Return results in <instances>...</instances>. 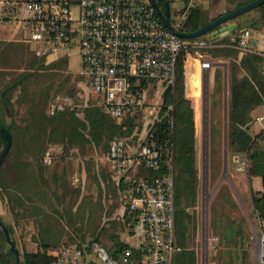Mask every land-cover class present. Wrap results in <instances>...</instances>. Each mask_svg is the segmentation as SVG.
I'll use <instances>...</instances> for the list:
<instances>
[{"label":"built area","instance_id":"1","mask_svg":"<svg viewBox=\"0 0 264 264\" xmlns=\"http://www.w3.org/2000/svg\"><path fill=\"white\" fill-rule=\"evenodd\" d=\"M184 1L189 7L194 0ZM22 10L30 38L40 41L41 56L62 45H77L81 73L95 94V104L117 120L125 116L144 120L146 85L154 79L172 83L182 50L211 46L208 36L183 38L172 33L148 0H25ZM184 19L183 13L173 26L178 28ZM251 39L256 41L253 49L248 46ZM233 46L264 56V34L244 29ZM73 107V98L65 96L50 101L46 113L54 115ZM251 129H264V105L255 113ZM60 150L61 146L48 147L43 162L50 164L53 153ZM100 159L122 185L121 203L133 240L117 257L96 245L100 262L79 247L63 244L50 264H173L177 248L172 175L137 176L140 168L160 169V148L148 139L128 148L124 138L115 136ZM236 163L238 170L246 171L245 155L236 157ZM256 221L259 264H264V216L257 211Z\"/></svg>","mask_w":264,"mask_h":264},{"label":"rangeland","instance_id":"2","mask_svg":"<svg viewBox=\"0 0 264 264\" xmlns=\"http://www.w3.org/2000/svg\"><path fill=\"white\" fill-rule=\"evenodd\" d=\"M22 1L0 0V14H4L5 10L10 11V9L15 8L18 16H22ZM179 1L184 0L171 2V9L176 13L175 17H172L174 25L177 19L180 18L179 12L186 8L183 5L178 10L179 12H176L177 7L180 5ZM199 7L203 11V18L204 16L208 17L209 11L202 6ZM255 13V11H250L245 16ZM227 43L231 44L232 41ZM62 47L64 46L62 45ZM187 49L193 53L195 51L200 53L209 49L212 50L213 47L198 50L194 48ZM2 51L0 53V73L10 75L27 70V68L21 71L9 69L6 50L2 48ZM78 53V47L74 45L68 48L67 57L58 61L57 64L50 63L45 67L40 65V70L34 69L32 71L40 73V86L48 91V101L69 96L76 100L77 105L73 108L80 112L84 106L95 104L96 98L88 80L80 72V64L77 61L79 58ZM198 59L200 60V66L204 67L205 73L209 72L212 66L210 62H207V60H210L209 57ZM230 64L228 62L227 68L224 69L222 67L219 71L220 84L217 87L220 95L218 99L219 111L212 112L207 109V102H205V108L200 115L197 152L201 201L200 237H196L195 226L189 230L191 237L189 245L197 252V264H259L258 238L255 234L258 229L252 198L254 195L264 193V186L261 184L259 177H250L247 171L243 172L236 168V157L240 155L233 153L227 143L226 98L229 93ZM31 84L27 87V93L24 90L21 91L20 96L15 100L14 107L8 108V116L12 111H17V119L24 116L29 106L28 93L34 89V83ZM168 84L167 82H158V80L154 79L146 85L144 91L147 106L146 118L142 122L140 121L141 125L135 127L131 136H121L125 139L128 148L137 147L145 140L150 124L159 114L162 104V93ZM211 86L212 84L208 85L210 92ZM71 88L75 89H72V93ZM205 98L207 99L206 96ZM212 115L216 119L215 123L212 120ZM8 116L3 115L2 117L6 123L9 122ZM19 124L22 125L21 122ZM251 132L256 131L251 129ZM261 148L264 149V146H261ZM2 150L3 147H0V152ZM16 151L14 150L13 153L7 154L0 164V220L11 228L10 235L19 250L20 259H22L24 252L43 250L44 244L47 243L52 247H59L62 243L79 247L96 262L101 261L94 251L96 245L111 254L112 249L119 244L113 239L115 234L118 233L121 238H125V233H128V228L123 219L118 218L111 222L101 223L104 208L100 202L101 206L93 204L92 215L88 218V221L80 222L72 214L74 203H72L71 197L68 198L70 192L65 195L63 191H60L61 187L55 190V195H58L55 197V201L58 202L59 206V209L55 211L61 216L62 222L58 221L55 226L58 228V230L56 229L57 235H60L61 232L63 234L61 233L59 238L52 240L53 242H58L52 243L53 245L50 240L45 238L43 240L40 237V184L44 185L47 182L46 179L40 181V172L44 174L43 171L45 169L50 171L54 168H60L62 176H56V181L59 183L61 179L66 184L67 178L72 171L81 170L83 167L91 168L99 164V162L106 164L105 161L100 159L106 153V150L102 146L89 145L84 151L74 148L65 150L61 155L55 152L50 164L44 163L41 157V163L44 167L46 165L41 171L39 156L38 159H35L34 157H27L25 154L22 155L18 152V149ZM63 179L66 181H63ZM49 184L51 183L49 182ZM83 202L84 199L81 204ZM212 210L218 211V215L221 214L226 221L231 217L242 224V232L237 236L239 244L232 247L234 251L232 255L224 253L226 246L219 242V238L209 240L211 231L209 222ZM194 216L196 217V214ZM212 235L214 236V231ZM217 237H219V234ZM210 241L213 246L210 245ZM108 242L111 243L109 249L107 246ZM214 244H216V247H214ZM6 246L5 238H1L0 249L7 252L5 257L6 264H15L10 251L6 250ZM51 251V248L47 249L48 253Z\"/></svg>","mask_w":264,"mask_h":264},{"label":"trees","instance_id":"3","mask_svg":"<svg viewBox=\"0 0 264 264\" xmlns=\"http://www.w3.org/2000/svg\"><path fill=\"white\" fill-rule=\"evenodd\" d=\"M165 1L169 5L171 16L173 0ZM250 1L252 0H240L235 3V7ZM158 5L164 13L163 0H159ZM251 11L256 13L252 14L248 28L245 29L262 31L264 29V4ZM180 13L185 14V19L180 22L178 29L185 32L198 30L209 22L204 21L203 11L198 5L183 8ZM241 32V26L238 25L231 33V37L235 39L231 44L234 45L237 42ZM229 39L230 37H224L211 41V43H227ZM212 50L206 51L211 52ZM224 50L232 51L235 55L239 52L230 47L222 48V51ZM1 51L2 48L0 53ZM192 54L193 52L189 49H184L179 53L175 78L163 91L159 114L150 124L145 138L160 148V169L154 171L140 168L137 174L147 179L169 173L172 175L177 248L173 254V264H197V252L189 245L191 238L189 230L195 226L191 209L195 207L197 201L198 152L195 109L193 100L186 95L185 63L187 57ZM230 63L229 97L226 108L227 143L233 153L246 156L247 174L250 177H260L264 186V149L261 148L264 146V129L256 132L249 130L255 113L264 105V56L245 51L239 63ZM40 65L47 66L41 62ZM31 83H34V89L28 93L29 106L24 116L17 119V111H12L8 116V108L14 107L15 100L22 90L27 93V87ZM72 89L75 90L71 88V93ZM49 101L48 91L40 86V73L30 68L17 74L0 73V126L5 127L11 134V145L7 154L18 149L19 153L27 157L35 159L40 157V171L46 167L41 163V157L51 145L61 146V150L56 152L60 153L59 155L65 150L74 148L84 151L89 145L102 146L107 151L108 143L113 137L131 136L135 127L140 126L142 122L141 119L129 116L117 120L102 111L96 104H88L80 112L76 108H69L54 115H48L46 108ZM3 115L9 117V122L3 121ZM4 144L0 136V147L4 148ZM252 202L255 211L264 216V193L254 195ZM9 231L11 232V228ZM240 232H242V224L234 218L230 217L226 221L221 216L220 222L214 223V234L216 236L219 234L218 240L226 246L224 250L226 254H234L232 247L239 244L237 236ZM1 238H4V235L0 229ZM125 246L126 244L119 243L112 249L110 255L119 256ZM48 247V244H44L43 250L24 252L21 264H50L54 256L47 252ZM6 255L7 252L0 249V264H6ZM11 255L16 264L15 256L12 253ZM136 258L139 260L141 253H138Z\"/></svg>","mask_w":264,"mask_h":264},{"label":"crops","instance_id":"4","mask_svg":"<svg viewBox=\"0 0 264 264\" xmlns=\"http://www.w3.org/2000/svg\"><path fill=\"white\" fill-rule=\"evenodd\" d=\"M173 1L175 2L177 0ZM238 1L240 0H194L193 5L202 6L205 10H208V17L204 16V21H210L219 14L234 8L235 3ZM179 2L180 5L177 7L176 12H179L178 10L182 8L183 5L185 6L187 4L186 1ZM248 13L249 12H246L245 14L240 15L238 18L230 20L228 24L236 23L237 26H241V30L248 28L247 25L250 18L252 17V15L245 16ZM179 14L181 16L180 12ZM175 15L176 13H174L171 9V18L175 17ZM262 32L264 34V29H262ZM226 37H230L229 40L232 41L231 34ZM248 46L250 49L255 48L256 41L251 39ZM41 47L42 46L40 44V41H33L30 38L28 29L24 22V16H18L15 8L10 9V11L5 10L4 14H0V49L3 48L6 50L5 52L9 69L21 71L24 70V68H30L31 70H40V62L44 65L50 63L57 64L58 61L66 58L68 54V48H65V46H61L60 48L53 49L48 54L41 56L40 54H38V52L41 50ZM210 47H213V50L211 52L204 51L199 53L198 51H195L192 55L187 57L185 63L187 84L186 95L193 100V106L195 109V122L197 128V139L199 132V123L201 120L200 115L205 108V102H207V109L211 110L212 112L219 111L220 109L218 100L220 95L217 91V87L220 84V69L222 67L226 69L228 62L239 63L242 53L245 52L243 50L235 48L233 44L230 43H211ZM229 47L237 49L239 51L238 55H235L232 51L229 50L222 51V48ZM208 57L210 60H207V62H210L212 66L211 70L205 73V69L204 67L200 66V60L198 58ZM77 61L80 64L79 58ZM70 71H72V69H70ZM210 84H212L211 92L210 87L208 88V85ZM205 96L207 97V99L205 98ZM228 97L229 93L226 98L227 103ZM74 102L76 107L77 103L75 99ZM211 117L213 122L215 123L216 119L213 118V115ZM43 172L44 174L40 172V181L44 179L47 180L44 185L40 184V237L43 240L45 238L46 240H50L51 244H55L58 242H53L52 240L57 237L59 238L61 233L63 234V232H61L60 235H57L56 229L58 230V228H56L55 226V223H57L58 221L62 222L61 216L58 215L55 211L59 209L58 202L55 201V197L58 196L55 195V190L60 187V191H63L65 195H67V192H70L68 198L71 197V201L72 203H74L72 214L74 215V217L76 216L80 222H87L88 218L92 215L93 204L97 206L98 204L100 205L101 202L102 207L104 208L102 212L103 219L101 223L106 221L111 222L118 218H122L124 223L126 224V227L128 228V233H125V238H121L117 233L115 234L113 239L118 243H123L126 245L133 240L130 227L127 225L125 210L121 203V194L123 191L122 185L115 178L108 164L99 162V164H96V166H93L91 168L83 167L81 170H74L71 172V174H69L66 184L63 183L61 179L59 183L56 181V176H62L60 168H54L50 171H47L45 169ZM252 177L258 178V176ZM63 181L66 180L63 179ZM49 182L51 184H49ZM60 182L62 183L60 184ZM83 199L84 202L81 204ZM200 202V185L197 167V201L195 207L191 209L192 214H196V217L194 216V219L197 238L200 237L201 227ZM220 218L221 214L218 215V211L212 210L211 219L209 222L211 229L209 240L219 238L215 234L214 236L216 237H214L212 234L214 231V223L216 221L220 222ZM47 244L49 245V243ZM63 244L68 243H62L61 245ZM110 245L111 243L108 242V249L110 248ZM210 245L213 246V243L211 241ZM59 247H52L51 245H49L48 248L52 249V251L49 253L54 254ZM214 247H216V244H214Z\"/></svg>","mask_w":264,"mask_h":264},{"label":"water","instance_id":"5","mask_svg":"<svg viewBox=\"0 0 264 264\" xmlns=\"http://www.w3.org/2000/svg\"><path fill=\"white\" fill-rule=\"evenodd\" d=\"M148 1L154 7L156 14L160 18L163 25L175 35H178L183 38H194V37L206 35L210 38L211 41L224 38L230 35L236 29L237 27L236 23L228 24V22L231 19L238 17L264 4V0H252L246 4L234 7L224 13L219 14L218 16L210 20L208 23L204 24L198 30H195L193 32H185L173 26L171 22L170 8L167 1L163 0V4L165 7L164 13L161 11L158 5L159 0H148ZM0 136L3 138L5 142L4 148L0 153V164H1L9 151L11 145V134L5 127L0 126ZM0 229L7 243L6 250H9L15 256L16 264H21L19 250L15 246L14 240L11 238L9 228L1 220H0Z\"/></svg>","mask_w":264,"mask_h":264}]
</instances>
